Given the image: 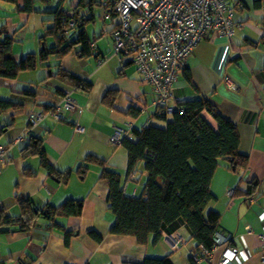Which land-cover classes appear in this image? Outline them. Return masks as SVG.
I'll return each mask as SVG.
<instances>
[{
    "label": "crops",
    "instance_id": "obj_1",
    "mask_svg": "<svg viewBox=\"0 0 264 264\" xmlns=\"http://www.w3.org/2000/svg\"><path fill=\"white\" fill-rule=\"evenodd\" d=\"M23 1L17 0V6L22 7ZM65 1L33 0L35 12L29 15L15 13L13 6L0 2V24L5 23L8 33L14 34L15 60L39 53L44 47L40 40L47 25L44 21L50 18V10L59 4L63 7ZM225 1L235 7V23L243 24L233 37L239 52L218 33L210 32L180 67L171 103L175 106L205 97L220 116L236 126L239 151L248 156L249 165L240 174L220 163L211 181L214 200L210 209L220 214L219 233L232 237L230 245L237 248L239 263L264 264L260 259L264 236V0ZM75 2L72 0L69 6ZM115 23V17L100 12L87 26L95 55L79 59L72 50L61 61L64 70L92 83L88 94L68 89L54 79L42 81L47 75L43 67L22 73L16 80L0 78V99L18 95L28 86L38 93V106L26 102L23 113L15 115L12 127L0 137V145L8 150V161L0 167V205L7 210L6 216L19 214L16 193L28 197L38 209L45 205L57 207L67 200L82 202L80 217L57 218L71 232L68 244L63 232L48 230L43 218L29 232H20L14 226L1 227L0 264H123L165 256L172 264H189L195 253L184 226L165 227L156 243L149 236L146 245L138 244L133 237L112 235L114 215L107 204V186L100 178L101 169L84 163L88 155L104 160L109 170L120 174L125 195L137 196L142 193L146 172L139 166L135 178H127L126 152L121 145L112 144L110 138L120 130L124 139H132L134 128L166 124L155 116L151 86L138 72L132 56L112 52L110 32ZM51 41L49 38L48 44ZM102 58L104 62L99 65ZM57 89L66 92L62 98ZM110 91L114 92L112 105L105 102ZM66 97L71 98L73 110L64 106ZM43 104L53 108L59 104V109L55 113L53 108L45 111L39 106ZM130 110H136V116L130 115ZM33 113L41 116L39 123L31 127L29 117ZM202 115L216 129L212 115ZM171 116L166 117L167 121ZM77 128H81L80 133ZM30 136L42 140V148L55 169L70 171L66 182L48 177L38 157H23L21 150ZM83 164L86 165L81 167ZM24 168L35 175L23 176ZM249 180L258 182L253 196L235 193L238 188L246 190L244 181ZM91 231L102 240L92 239ZM176 238L183 241L174 247ZM226 249L221 246L211 261L203 259L198 264H218Z\"/></svg>",
    "mask_w": 264,
    "mask_h": 264
},
{
    "label": "trees",
    "instance_id": "obj_2",
    "mask_svg": "<svg viewBox=\"0 0 264 264\" xmlns=\"http://www.w3.org/2000/svg\"><path fill=\"white\" fill-rule=\"evenodd\" d=\"M258 1L260 0H254L255 3ZM0 2L13 6L15 13L29 15L35 12L33 0H24L22 7L17 6V0ZM113 2L114 0H76L75 4L67 8L59 4L50 10V18L44 21L47 25L40 38L44 47L38 54H27L18 61L12 53L14 34L8 33L5 23L0 24V78L16 80L22 73L43 67L46 68L47 75L42 81L54 79L68 89L88 94L92 83L64 70L61 61L72 50L79 59H89L95 55L87 26L95 20V7L100 8V12L115 17ZM49 38L52 39L50 44L47 42ZM56 93L62 98L66 92L57 89ZM37 96V90L28 86L18 95L0 99V137L12 127L15 115L23 113L26 102L38 106ZM113 99L114 92H107L105 102L112 105ZM39 106L45 111L53 108L47 104ZM174 108L172 118L168 121L155 112L158 119L166 121L164 127L149 124L134 128V137L123 138L120 143L127 157L126 177L137 174L139 166L146 172L142 193L137 196L125 195L120 174L109 170L104 160L88 155L84 163L94 164L101 169L100 178L107 186V204L114 215L110 230L112 235L133 237L138 244L146 245L149 236L156 243L161 238L163 228L184 226L195 249L189 264H197V259L205 258L204 251L212 252L215 245L214 235L219 232L220 214L210 209L214 200L210 189L212 178L220 163H224L233 172L243 174L248 168L249 159L239 151V133L236 126L220 116L207 98L185 100L177 103ZM203 112L212 115L217 123L216 129L207 123ZM129 114L136 116L137 111L130 110ZM29 138L28 144L21 150L23 157H38L48 177L66 182L70 171L60 172L55 169L42 148V140L33 136ZM3 148L7 163L8 150ZM22 172L27 178L35 175L29 168H24ZM244 183L246 190L238 188L235 193L253 196L258 182L249 180ZM15 202L19 208V214L15 216H6L7 210L0 205V228L14 226L20 232H29L37 225V220L43 218L48 230L55 228L63 232L66 244L71 232L66 231L57 222V218L80 217L82 214L81 201L67 200L57 207L45 205L38 209L28 197L16 193ZM89 236L96 242L102 240L94 231L89 232ZM123 264L172 263L165 256L146 257L140 263Z\"/></svg>",
    "mask_w": 264,
    "mask_h": 264
},
{
    "label": "built area",
    "instance_id": "obj_3",
    "mask_svg": "<svg viewBox=\"0 0 264 264\" xmlns=\"http://www.w3.org/2000/svg\"><path fill=\"white\" fill-rule=\"evenodd\" d=\"M113 13L116 23L110 32L112 52L132 56L138 72L151 86L156 114L165 118L175 110L171 102L178 71L203 37L216 32L239 52L233 37L236 29H241L243 24L235 23V7L225 0H114ZM103 62L99 60L98 64ZM64 106L73 110L70 97L64 99ZM53 109L55 113L59 104ZM40 116L31 114L29 125L36 126ZM76 132L80 133L81 128H77ZM122 140L120 130L110 138L115 145H120ZM5 152L0 146V166L6 163ZM135 176L133 174L130 178ZM261 239L260 259L264 263V236ZM182 241V238H176L173 246ZM232 241L230 235L216 232L212 252L204 251L205 258L197 259V264L203 259L211 261L213 253L221 246L227 249L218 264H240L237 248L230 245Z\"/></svg>",
    "mask_w": 264,
    "mask_h": 264
},
{
    "label": "rangeland",
    "instance_id": "obj_4",
    "mask_svg": "<svg viewBox=\"0 0 264 264\" xmlns=\"http://www.w3.org/2000/svg\"><path fill=\"white\" fill-rule=\"evenodd\" d=\"M71 1H72V0H70V1H69V0H66L65 3L63 4V7H65V8L68 7ZM36 5H37V4H36ZM100 11H101L100 8L95 7V9H94V15L97 16V15L100 13ZM47 17H48V16H47ZM43 19L46 20L47 18H46V19L43 18Z\"/></svg>",
    "mask_w": 264,
    "mask_h": 264
}]
</instances>
